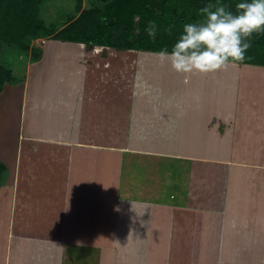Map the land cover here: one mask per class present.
<instances>
[{
	"label": "crops",
	"instance_id": "1",
	"mask_svg": "<svg viewBox=\"0 0 264 264\" xmlns=\"http://www.w3.org/2000/svg\"><path fill=\"white\" fill-rule=\"evenodd\" d=\"M53 44L40 61L52 50L56 59L38 73L59 85L36 101L15 159L10 141L0 147L12 166L0 187V264H264V96L254 71L214 68L239 100L210 111L209 99L152 101L130 85L137 65L191 58L185 70L208 91L220 61ZM38 110L54 131L35 128Z\"/></svg>",
	"mask_w": 264,
	"mask_h": 264
},
{
	"label": "trees",
	"instance_id": "2",
	"mask_svg": "<svg viewBox=\"0 0 264 264\" xmlns=\"http://www.w3.org/2000/svg\"><path fill=\"white\" fill-rule=\"evenodd\" d=\"M65 25L47 26L41 16L43 0H0V55L14 46L29 52L31 42L51 40L112 48L182 55L264 67V24L260 30L243 28L252 0H91ZM35 62L42 49H32ZM13 71L0 63V94L14 83ZM8 171L0 161V187Z\"/></svg>",
	"mask_w": 264,
	"mask_h": 264
},
{
	"label": "rangeland",
	"instance_id": "3",
	"mask_svg": "<svg viewBox=\"0 0 264 264\" xmlns=\"http://www.w3.org/2000/svg\"><path fill=\"white\" fill-rule=\"evenodd\" d=\"M77 3V0H43L42 5L40 6L41 16L43 17L47 26L56 25V30H60L65 25V21L68 20V18L77 16ZM90 4L91 0H82V8H89L91 6ZM243 20L244 29L254 31L260 30L264 24V0H252V2L248 4V9L243 16ZM53 42H55V40H51L50 37H46L32 41L31 50L29 52H19V49L14 46H11L4 48V51L0 55V63L4 64L13 71V75L16 81L11 84H6L2 93L0 94V147H3V143L5 141L11 142L10 147L12 151H10V154L8 155L9 157H11L12 160H14L17 155L16 142H18V136L20 134L23 135L25 130L30 129L29 120L30 116L33 115L32 111L36 110V101L42 98L44 95L47 96L46 92L52 90L50 86L54 87L59 85L58 83H51V85L49 83H43L41 81V74L38 73L39 69L47 68L50 65V61H52V59H56L53 56V54H55L54 50H52V53H49L48 59L45 62H42V60L35 62L32 55V49H42V56H44L45 47L47 48V51H50V48H52L54 45ZM96 50L94 49L93 52H88L85 54L86 56L91 57L92 54H95L96 52L100 51L99 48H97ZM63 51H57L59 52L57 55L62 56ZM65 52L66 55H70L71 53L68 51ZM110 52H112L113 55H116L125 51L111 49ZM137 53L144 54L147 56L152 54H145L144 52L135 51L130 52V54L136 55ZM58 58H60L61 61H64L63 56ZM156 59L159 60L157 62L152 63L151 61L144 62L146 66H150L147 69L144 67L145 71H143V69L141 67L139 68V66L137 65V77L135 80V84L133 83L132 85H130V87L135 86V88L137 89V94L139 90H141L140 92L142 94L149 93L147 96L152 98V101L154 100L161 102V96L164 97V95L165 97H170L171 99L175 95L177 97V101L180 102H193L201 100L204 101L205 99H209V101H211V106L209 108L210 111L213 107H216L218 103L233 104L235 101H238L239 95L237 96L236 92L232 91V89L229 90V87H227L226 83L220 80L221 77L215 76V73L213 71L214 68H216L217 70L230 71H254V76L256 78L251 79V84L257 87V93L261 92L264 96V67L228 62H220L216 66L210 64L211 66L208 69L211 72L207 71L210 74V82L208 83L209 89L207 91V89L205 87H201L198 82L204 81L203 78L198 79L197 77L193 76V72L191 74L185 70L187 67V63H191L188 62V60L191 61V58H186L180 61L177 59H172L171 57H158ZM175 64L176 66H174ZM174 68H176L177 72L171 73V71H176ZM56 70H60V68L57 66ZM186 76H189V82L187 83L185 82ZM44 80L48 81L45 77ZM51 80H56L55 72L53 73ZM245 84L246 82L243 81L240 90L241 99L248 94L247 88H244ZM158 88H164L165 90H158ZM32 103L34 106H32ZM50 104L52 103L50 102ZM37 113L40 114L41 117L40 119H36L35 128H40L42 132L47 130L54 131V127H43L41 118L43 116V119L46 120L48 118V115L43 114L41 110H38ZM37 125H39V127ZM121 127L122 131L124 132L125 123ZM128 136L130 137V134ZM171 144L173 146L176 143ZM124 148H126V145L124 146ZM117 150L119 151V149ZM11 167L12 166L8 168L6 167L8 172L9 170H12ZM133 179L138 182L137 177L135 175H133ZM94 210H96V207L94 208ZM98 221L99 220H95L93 222V225H95V227L96 224L100 223Z\"/></svg>",
	"mask_w": 264,
	"mask_h": 264
},
{
	"label": "bare ground",
	"instance_id": "4",
	"mask_svg": "<svg viewBox=\"0 0 264 264\" xmlns=\"http://www.w3.org/2000/svg\"><path fill=\"white\" fill-rule=\"evenodd\" d=\"M195 64H197V61H196V63H195ZM195 64H194V65H195ZM198 64H200V63L198 62ZM198 66H199V65H198Z\"/></svg>",
	"mask_w": 264,
	"mask_h": 264
}]
</instances>
